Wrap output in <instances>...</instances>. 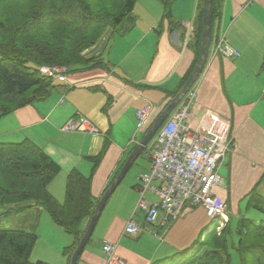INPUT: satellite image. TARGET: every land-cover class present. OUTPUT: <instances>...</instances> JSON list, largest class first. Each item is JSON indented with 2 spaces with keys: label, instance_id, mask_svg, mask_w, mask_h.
<instances>
[{
  "label": "crops",
  "instance_id": "1",
  "mask_svg": "<svg viewBox=\"0 0 264 264\" xmlns=\"http://www.w3.org/2000/svg\"><path fill=\"white\" fill-rule=\"evenodd\" d=\"M202 3L203 0H173L165 19L160 3L146 1L144 10L132 13L130 29L115 37L113 31L101 48L94 46L85 51V58H101L105 67L72 69L66 84L54 81L56 87L46 99L0 119V143L29 140L59 167L58 175L47 187L57 202L64 201L66 177L72 170L86 178L91 176V195L96 200L118 176L193 63L194 31ZM220 35L239 53L238 57L212 56V47ZM212 40L205 67L193 86L196 97L187 124L198 129L207 112L228 121L232 148L224 160L226 172L222 174L219 169L225 186L214 193L227 206L238 207L258 187L264 173V0H224ZM148 105L149 120L139 126L135 113ZM79 117L87 118L98 133L93 136L61 129L69 119ZM149 144L105 203L77 264H105L101 252L105 241L118 244L117 254L126 264H152L174 251L163 242L165 238L178 230L196 235L201 229L203 221L192 216L204 211L202 207H195L200 208L195 212L194 208L187 210L167 228L145 224L144 213L137 207L141 186L138 176L149 168ZM98 156L100 162L93 170V159ZM144 199L156 201L148 192ZM29 206L37 220L47 218L39 227L52 242L49 248L40 247L38 252L43 256H37V261L69 264L62 252L71 246L73 238L61 233L63 238L54 240L58 226L44 215L45 210L33 203ZM129 219L141 229L136 237L123 234ZM88 224L84 221L82 227ZM150 232L157 233L161 240Z\"/></svg>",
  "mask_w": 264,
  "mask_h": 264
},
{
  "label": "trees",
  "instance_id": "2",
  "mask_svg": "<svg viewBox=\"0 0 264 264\" xmlns=\"http://www.w3.org/2000/svg\"><path fill=\"white\" fill-rule=\"evenodd\" d=\"M156 1L168 19L173 0ZM136 2L0 0V119L46 99L56 87L52 79L40 74L41 66H66L70 72L105 67L103 59L85 58L83 53L93 48L108 29L116 30L125 20L130 22L127 29L131 28ZM223 2L211 0L209 47ZM202 16L203 3L194 31V60L172 97L183 87L198 60ZM99 162L100 156L93 159V170ZM59 171L29 140L0 143V208L33 203L45 210L52 222L73 238L71 246L62 252L70 264L88 227L82 224L90 221L99 200L91 195V176L86 178L72 170L66 177L64 201L57 202L47 187ZM255 192L256 187L244 197L250 198L247 205L254 200L264 210V198ZM3 214L0 211V216ZM232 222L229 217L219 230L216 225L190 252L176 253L152 264H231V251L238 256V264H264V221L255 223L238 216L233 229ZM37 240L32 232L0 230V264H47L30 261Z\"/></svg>",
  "mask_w": 264,
  "mask_h": 264
},
{
  "label": "built area",
  "instance_id": "3",
  "mask_svg": "<svg viewBox=\"0 0 264 264\" xmlns=\"http://www.w3.org/2000/svg\"><path fill=\"white\" fill-rule=\"evenodd\" d=\"M211 53L213 57L239 56L226 43L224 35L219 36ZM39 72L53 81L66 84L70 69L66 66L45 65L39 67ZM193 86L178 108L157 130L150 142L149 168L138 176L141 186L137 207L143 211L147 225L158 224L160 228H167L187 210L195 207H202L206 216L216 222L218 230L228 221L227 206L214 190L225 186L219 176V169L225 154L232 148L229 123L219 115L207 112L198 129H192L187 124L189 109L196 97ZM150 113L151 105L136 111L139 126L148 122ZM61 129L66 132H87L93 136L98 133L97 128L85 117L69 119ZM146 192L151 193L156 201H146ZM140 233L141 229L134 220L129 219L125 223L123 234L136 237ZM150 234L160 239L157 233ZM117 249V243H102L105 264H126L118 256Z\"/></svg>",
  "mask_w": 264,
  "mask_h": 264
},
{
  "label": "rangeland",
  "instance_id": "4",
  "mask_svg": "<svg viewBox=\"0 0 264 264\" xmlns=\"http://www.w3.org/2000/svg\"><path fill=\"white\" fill-rule=\"evenodd\" d=\"M146 1L148 0H137L136 6L134 8V14H138L141 10L145 9ZM157 2V1H156ZM131 17H134L133 15ZM132 23V22H131ZM130 25V22L128 20H125L119 27L116 28V30L108 29L105 34L102 36V38L98 41V43L95 45L98 48L102 47V42H105V38L108 37V35L115 31L113 36L115 34L119 35L121 34L127 26ZM130 29V28H129ZM112 36V35H111ZM115 37V36H114ZM113 37V38H114ZM87 51V50H86ZM85 53V52H84ZM83 53V56H84ZM150 145V144H149ZM229 151L225 154V158L223 159L222 165H221V173L224 174L226 171V165L224 164V160L226 159ZM129 178L127 177L125 181H128ZM57 181V180H56ZM256 194L264 198V178L262 179L261 183L256 188ZM250 198H244L240 201V204L238 207H227V216L230 217L232 222L231 228L235 226V221L238 218V216H243L247 220H254L255 223H260L261 221H264V210H260V207H263L262 205L254 202V200L251 201L250 205L248 204V200ZM31 203H24V204H17L10 207H4L0 208V211L2 213H6L0 216V230H23L27 232L35 233L37 236H39L36 246H34L35 252L31 253L30 261L35 262L37 256H43L39 255L40 247L42 249L49 248L52 246V242L49 240L48 235L42 230V228L39 227L40 225H43V221H46L47 218L42 216L41 219L34 216V212H32L31 207L29 206ZM227 206V204H226ZM185 207H188L186 205ZM200 208H194V212L198 211ZM46 217H48L47 212H43ZM192 217H195L196 219H199V221H203L201 225V229L198 230V233L194 235L186 232L184 230H178L172 237L165 238L163 242L166 243V246H170L174 251L170 253L169 257L173 256L176 253H183V252H190L195 245H197L198 241H201L204 239L205 235L216 226V222L208 217L205 216V212L201 209L198 212L194 213ZM56 227V226H55ZM58 231V234H56V238L54 239L51 237V239L57 240L59 238V241L61 240L62 235H65V232L61 228H56ZM61 229V230H60ZM59 231L60 234H59ZM39 233V234H38ZM45 233V234H44ZM61 233H63L61 235ZM44 235V236H43ZM152 236V235H151ZM202 238V239H201ZM161 240V237L160 239ZM231 264H238V256L231 251Z\"/></svg>",
  "mask_w": 264,
  "mask_h": 264
},
{
  "label": "water",
  "instance_id": "5",
  "mask_svg": "<svg viewBox=\"0 0 264 264\" xmlns=\"http://www.w3.org/2000/svg\"><path fill=\"white\" fill-rule=\"evenodd\" d=\"M210 11H211V0H203V16H202V31H201V44H200V53L196 65L190 74L189 78L180 89V91L169 101L166 107L161 111V113L157 116L154 122L151 124L146 134L140 143L135 147V149L131 152L128 159L124 163L120 173L115 178V180L110 184L107 190L104 192L103 196L99 200L96 209L89 221L88 227L81 238L79 244L75 248L70 264H77V260L86 244L90 240L95 226L98 222V219L103 211L105 203L111 196V194L115 191L119 183L121 182L123 176L128 171L129 167L132 165L134 160L141 154V152L147 148L148 144L152 141L154 135L156 134L159 127L164 123L166 118H168L171 113L179 106L180 102L187 94V92L191 89V87L195 84L197 79L202 73L203 68L208 59L209 53V45H210Z\"/></svg>",
  "mask_w": 264,
  "mask_h": 264
}]
</instances>
